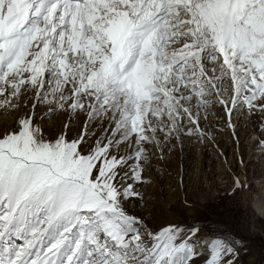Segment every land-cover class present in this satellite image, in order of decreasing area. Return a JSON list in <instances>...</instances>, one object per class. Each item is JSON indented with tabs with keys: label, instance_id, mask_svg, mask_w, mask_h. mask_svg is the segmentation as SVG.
I'll list each match as a JSON object with an SVG mask.
<instances>
[{
	"label": "snow or ice",
	"instance_id": "6c2138e0",
	"mask_svg": "<svg viewBox=\"0 0 264 264\" xmlns=\"http://www.w3.org/2000/svg\"><path fill=\"white\" fill-rule=\"evenodd\" d=\"M26 92L31 110L25 96L0 132V264H193L199 227L152 230L126 201L144 203L155 150L213 138V106L235 137L237 111L264 117V0H0V106ZM41 102L84 114V129L49 137ZM203 243L204 264H236L235 242Z\"/></svg>",
	"mask_w": 264,
	"mask_h": 264
},
{
	"label": "rangeland",
	"instance_id": "374dc122",
	"mask_svg": "<svg viewBox=\"0 0 264 264\" xmlns=\"http://www.w3.org/2000/svg\"><path fill=\"white\" fill-rule=\"evenodd\" d=\"M25 96L31 110L35 99L30 92L20 97L19 109L0 106V132L14 127L24 109ZM47 106L53 107L41 102L35 118L49 137L65 131L73 139L84 129V114L57 111L45 116L50 109L44 111ZM210 111L212 114L207 122L202 119V125L212 132L213 138L185 136L182 143L173 141L166 145L162 159L154 149L157 154L144 172L145 182L136 185L144 203L132 197L126 201V207L133 214H143L152 230L167 221L183 224L185 231L199 227L200 237L193 243L200 255L193 264H204L209 251L203 242L211 236L224 238L220 234H227L236 242V264H264V153L257 147L264 117L237 111L233 116L238 132L235 137L225 123L221 107L215 105ZM69 121L70 127L66 129ZM103 127V121L93 125L89 142L100 136ZM237 178L245 187L234 192Z\"/></svg>",
	"mask_w": 264,
	"mask_h": 264
},
{
	"label": "bare ground",
	"instance_id": "6f19581e",
	"mask_svg": "<svg viewBox=\"0 0 264 264\" xmlns=\"http://www.w3.org/2000/svg\"><path fill=\"white\" fill-rule=\"evenodd\" d=\"M31 96H32V99H33V98L35 99V96H34L33 94H31V92H30V97H31ZM2 98H3V97H2ZM2 98L0 97V100H2ZM33 101H34V100H33ZM28 105L30 106V104H28ZM49 108H51V106H47V107H46L45 109H43V110L45 111L46 109L48 110ZM47 110H46V111H47ZM19 114H20V113H19ZM15 121H16V119H15ZM15 121H14V127H15ZM66 122H67V119L64 120V123H66ZM97 123H98V121L95 122V124H97ZM99 123H100V122H99ZM103 123H104V122H103ZM9 126H10V125H9ZM241 145H242V144H241ZM263 186H264V183H263ZM263 186H262V187H263Z\"/></svg>",
	"mask_w": 264,
	"mask_h": 264
},
{
	"label": "trees",
	"instance_id": "16d2710c",
	"mask_svg": "<svg viewBox=\"0 0 264 264\" xmlns=\"http://www.w3.org/2000/svg\"><path fill=\"white\" fill-rule=\"evenodd\" d=\"M221 236H223L224 238H229L227 234H220ZM229 240L233 241L232 239L229 238ZM234 242V241H233ZM236 243V242H235Z\"/></svg>",
	"mask_w": 264,
	"mask_h": 264
}]
</instances>
